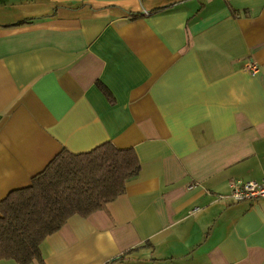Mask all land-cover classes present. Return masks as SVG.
Masks as SVG:
<instances>
[{
  "label": "crops",
  "instance_id": "1",
  "mask_svg": "<svg viewBox=\"0 0 264 264\" xmlns=\"http://www.w3.org/2000/svg\"><path fill=\"white\" fill-rule=\"evenodd\" d=\"M104 143L137 175L42 264H264V199L229 198L264 180V0H0V202Z\"/></svg>",
  "mask_w": 264,
  "mask_h": 264
},
{
  "label": "trees",
  "instance_id": "2",
  "mask_svg": "<svg viewBox=\"0 0 264 264\" xmlns=\"http://www.w3.org/2000/svg\"><path fill=\"white\" fill-rule=\"evenodd\" d=\"M139 171L133 150L104 143L82 154L62 150L28 187L0 202V261L42 264V242L72 216L104 210Z\"/></svg>",
  "mask_w": 264,
  "mask_h": 264
},
{
  "label": "built area",
  "instance_id": "3",
  "mask_svg": "<svg viewBox=\"0 0 264 264\" xmlns=\"http://www.w3.org/2000/svg\"><path fill=\"white\" fill-rule=\"evenodd\" d=\"M244 71L254 75L258 72V66L249 62ZM229 198L233 202H243L264 199V180L261 182H234L229 184Z\"/></svg>",
  "mask_w": 264,
  "mask_h": 264
}]
</instances>
